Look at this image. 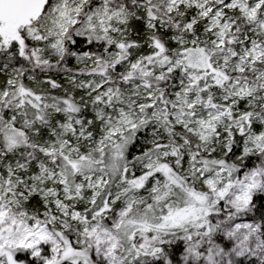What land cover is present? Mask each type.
<instances>
[{"label":"snow or ice","instance_id":"1","mask_svg":"<svg viewBox=\"0 0 264 264\" xmlns=\"http://www.w3.org/2000/svg\"><path fill=\"white\" fill-rule=\"evenodd\" d=\"M0 264H264V0H0Z\"/></svg>","mask_w":264,"mask_h":264}]
</instances>
